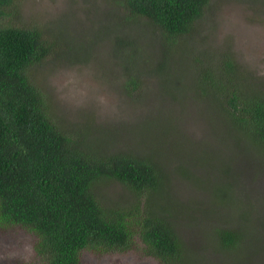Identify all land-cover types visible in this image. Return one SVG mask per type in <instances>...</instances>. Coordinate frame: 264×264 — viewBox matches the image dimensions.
<instances>
[{
	"label": "rangeland",
	"instance_id": "rangeland-1",
	"mask_svg": "<svg viewBox=\"0 0 264 264\" xmlns=\"http://www.w3.org/2000/svg\"><path fill=\"white\" fill-rule=\"evenodd\" d=\"M114 7L123 8L116 0H19V21L40 24L55 42L61 33L67 44L36 76L50 112L69 132L87 134L80 145L96 157L133 152L158 164L163 185L167 179L158 206L173 220L182 262L237 264L215 243L214 228L239 222L246 230L238 248L253 254L251 264H264V152L235 137L219 108L228 90L264 95V0H209L171 41L145 18L121 25L109 16ZM131 37L130 53L117 51L123 47L115 40ZM127 59L141 84L133 95L124 85ZM202 68L226 77L220 101L198 89ZM224 163L231 166L225 174ZM225 182L236 205L211 198L216 183ZM92 191L106 208L136 206L118 179H100ZM33 239L20 227H0V264H41ZM142 246L136 240L123 252L85 250L80 264H163Z\"/></svg>",
	"mask_w": 264,
	"mask_h": 264
},
{
	"label": "trees",
	"instance_id": "trees-1",
	"mask_svg": "<svg viewBox=\"0 0 264 264\" xmlns=\"http://www.w3.org/2000/svg\"><path fill=\"white\" fill-rule=\"evenodd\" d=\"M207 1L116 0L123 8L114 7L109 16L121 25L142 23L145 18L171 41L203 15ZM18 14L19 0H0V227L17 226L30 232L41 264H80L85 250L123 252L133 248L136 240L160 263L185 264L173 220L161 215L163 209L158 206V199L167 192V179L163 185L158 164L133 152L96 157L80 145L87 134L76 136L68 125L56 121L45 87L36 76L47 60L67 51V44L61 33L62 42H55L40 24H23ZM115 41L123 47L117 51L126 55L135 45L132 37ZM128 63L127 59L124 85L133 95L141 92V84L138 76L131 75ZM200 72L198 89L216 98L227 86L226 77H218L211 68ZM219 108L223 120L236 131L235 137L264 152L263 94L253 88L228 90ZM230 168L226 163L221 166L223 174ZM100 179L121 181L134 193L136 206L127 211L106 208L92 191ZM216 185L212 200L233 204L227 183ZM241 211L250 216L248 210ZM228 223L214 228L215 243L233 255L237 264H251L253 254L245 255L238 248L246 228L239 222Z\"/></svg>",
	"mask_w": 264,
	"mask_h": 264
}]
</instances>
